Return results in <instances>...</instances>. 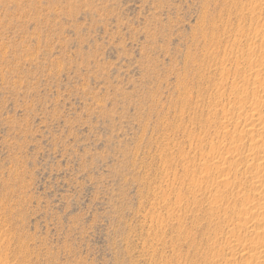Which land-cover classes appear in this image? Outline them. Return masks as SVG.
Masks as SVG:
<instances>
[{
	"label": "rangeland",
	"instance_id": "374dc122",
	"mask_svg": "<svg viewBox=\"0 0 264 264\" xmlns=\"http://www.w3.org/2000/svg\"><path fill=\"white\" fill-rule=\"evenodd\" d=\"M259 58L264 0H0V264H256Z\"/></svg>",
	"mask_w": 264,
	"mask_h": 264
},
{
	"label": "bare ground",
	"instance_id": "6f19581e",
	"mask_svg": "<svg viewBox=\"0 0 264 264\" xmlns=\"http://www.w3.org/2000/svg\"><path fill=\"white\" fill-rule=\"evenodd\" d=\"M258 33V32H257ZM256 33V34H257ZM259 35V33H258ZM248 40V39H247ZM235 42V41H234ZM249 57V56H248ZM261 58V57H260ZM260 58L255 62V64L257 63H261L260 65H262L263 63V58L260 60ZM245 60V59H244ZM251 61V59H250ZM264 64V63H263ZM245 65V64H244ZM251 65V64H250ZM249 67V66H248ZM257 73V72H256ZM250 75V74H249ZM244 77V76H243ZM257 78V77H256ZM248 78H246L247 80ZM245 81V80H244ZM257 81V79H256ZM258 84H261L260 87H262V85H264V80L262 81H257ZM256 84V82H255ZM259 88V87H258ZM256 89V88H255ZM257 90V89H256ZM264 90V89H263ZM245 91V90H244ZM255 93V92H254ZM253 95V94H252ZM260 98V97H259ZM264 99V98H263ZM262 99H259L260 101L259 102H255L252 106V109H250L247 114L245 113V120L247 119L249 122L247 124H245V126H243L242 130L240 131L242 133V135H251L249 137H252L250 140H251V147L253 148H257L258 145L262 144L263 146V149L257 153H253V154H250V156L246 159V163L249 167L252 168L253 170V176H252V181H251V186L255 189L256 191V194H254L258 199V202L259 205H258V202H257V212L255 215H253V220H256V222H258L259 224H261L259 227H253L251 228V230H249L250 232L253 233V235H255V237L253 239H247V240H244L246 241L245 243H247V245L250 247V251H244L242 249V251H238L237 254L239 256H241V258H245V259H251V260H254V262L256 264H264V120H263V115L261 116L262 114V111L264 110V100ZM255 101V100H254ZM257 101V100H256ZM242 107V106H241ZM244 109V108H243ZM244 111V110H243ZM246 111V110H245ZM244 111V112H245ZM242 112V111H241ZM240 113V112H239ZM241 114V113H240ZM264 114V113H263ZM242 115V114H241ZM243 118V117H242ZM246 123V121H245ZM239 140V139H238ZM234 142V140L232 141ZM236 143V142H235ZM238 144V143H237ZM232 145V144H231ZM232 147V146H231ZM235 147V146H234ZM237 147V146H236ZM242 147V146H241ZM250 148V147H249ZM210 149L213 150L212 152H214V150L217 149V145H211L210 146ZM259 149V147L257 148ZM219 150V149H218ZM237 150V149H236ZM235 150V151H236ZM253 150V149H252ZM210 152V151H209ZM215 153V152H214ZM213 154V153H212ZM218 156V155H217ZM222 159V158H221ZM208 163V162H207ZM215 163V162H214ZM217 163V162H216ZM211 165L209 163L208 164H205L204 166L206 168H218V166H221V163L219 162L218 165ZM224 164V163H223ZM222 167V166H221ZM219 169V168H218ZM222 172V171H221ZM210 177V176H209ZM208 178V177H206ZM243 178V177H242ZM241 178V180H242ZM210 180V179H209ZM238 182V181H237ZM239 183V182H238ZM242 183V182H241ZM244 183V182H243ZM241 186V184H240ZM229 194V192H228ZM254 196V197H255ZM213 208V207H212ZM215 212V211H214ZM211 214V213H210ZM213 214V213H212ZM249 219V218H248ZM247 219V220H248ZM239 221V220H238ZM240 222V221H239ZM247 222V221H246ZM241 223V222H240ZM243 224V222H242ZM240 224V225H242ZM239 226V225H237ZM243 226V225H242ZM242 226L240 227L239 226V229L242 228ZM245 227V226H244ZM243 227V228H244ZM242 228V229H243ZM246 229V228H245ZM237 232V231H236ZM246 232H247V229H246ZM248 248V247H247ZM231 252H234V251H231ZM236 254V252H234ZM233 253H231L230 256H232ZM235 256V255H234ZM233 257V256H232ZM247 261V260H246ZM249 264L251 262H248Z\"/></svg>",
	"mask_w": 264,
	"mask_h": 264
}]
</instances>
